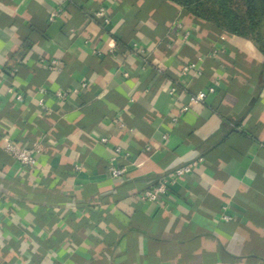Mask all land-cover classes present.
<instances>
[{"label":"crops","instance_id":"1","mask_svg":"<svg viewBox=\"0 0 264 264\" xmlns=\"http://www.w3.org/2000/svg\"><path fill=\"white\" fill-rule=\"evenodd\" d=\"M263 75L252 40L172 1L0 0V264H264Z\"/></svg>","mask_w":264,"mask_h":264},{"label":"trees","instance_id":"2","mask_svg":"<svg viewBox=\"0 0 264 264\" xmlns=\"http://www.w3.org/2000/svg\"><path fill=\"white\" fill-rule=\"evenodd\" d=\"M218 32L252 40L264 55V0H168ZM264 76V75H263Z\"/></svg>","mask_w":264,"mask_h":264},{"label":"built area","instance_id":"3","mask_svg":"<svg viewBox=\"0 0 264 264\" xmlns=\"http://www.w3.org/2000/svg\"><path fill=\"white\" fill-rule=\"evenodd\" d=\"M62 14V10L58 9L50 15V21H54L57 17H59ZM93 18L96 20H101L104 25H108L110 23V17L107 13V10L105 7L99 8L97 11L94 12ZM178 28H180L184 34H183V39L188 40L191 37V31L189 29L183 28V26L179 23L177 25ZM140 53L143 52V49L140 48V45L135 44L134 45ZM59 64V61L53 60L51 61L50 67L52 69L57 68V65ZM195 67L194 64L188 65L185 67V71L188 69ZM83 87L86 86V83H83ZM177 91L176 87H173L170 89L171 94H175ZM215 91L214 88L209 89V93H213ZM73 92H78V89H74ZM57 96L59 98H65L68 95V91H58ZM208 95V92L205 91H199L198 93L192 94L190 96V105L192 104H198L203 102ZM19 98H21L19 96ZM190 105L185 106L182 111H187L190 108ZM174 121H177V117H174ZM164 138H166V135H164ZM105 141V139L103 140ZM6 153L12 157V159L18 163L19 165L23 167H27L30 169H37L39 168V160L28 146L26 145H21L17 143L13 139H8L6 141V146H5ZM117 152H120L121 149L117 148ZM201 159L192 162L191 164L179 167L175 170L174 175H172L170 178L169 177H162L155 185L152 187L146 189L142 193V199L150 202H157L160 200V198L164 195H166L172 188V186L176 183V180L180 177L185 176L186 174H189L193 171V169L197 166L198 162ZM109 175L112 178H119L124 174V170L115 166L114 164H111L109 169H108ZM222 220L224 221H230L233 219V216L224 213L222 215Z\"/></svg>","mask_w":264,"mask_h":264},{"label":"clouds","instance_id":"4","mask_svg":"<svg viewBox=\"0 0 264 264\" xmlns=\"http://www.w3.org/2000/svg\"><path fill=\"white\" fill-rule=\"evenodd\" d=\"M184 159H185V157H183V156L178 157L177 160H174V161L172 162V164L169 165V168L173 167V166H174L175 164H177V163H180V162L184 161Z\"/></svg>","mask_w":264,"mask_h":264}]
</instances>
